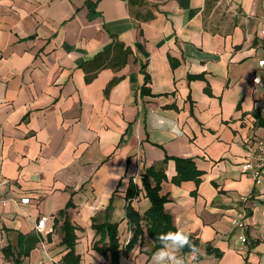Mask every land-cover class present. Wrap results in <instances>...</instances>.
Here are the masks:
<instances>
[{"label":"crops","instance_id":"0c3cea01","mask_svg":"<svg viewBox=\"0 0 264 264\" xmlns=\"http://www.w3.org/2000/svg\"><path fill=\"white\" fill-rule=\"evenodd\" d=\"M263 15V0H0V178L30 199L0 207V227L26 234L47 216L58 244L55 221L71 200L78 249L112 197L124 246L128 183L143 215L142 175L168 157L165 211L200 246L176 253L183 264H264V180L241 170L264 136ZM150 110L181 135L151 127ZM171 158L190 159L199 183H173ZM245 197L240 230L232 220ZM151 245L145 234L121 264H152ZM40 254L37 264L57 263Z\"/></svg>","mask_w":264,"mask_h":264},{"label":"trees","instance_id":"16d2710c","mask_svg":"<svg viewBox=\"0 0 264 264\" xmlns=\"http://www.w3.org/2000/svg\"><path fill=\"white\" fill-rule=\"evenodd\" d=\"M142 93V91H141ZM170 158L165 157L159 164L153 165L145 169L141 184L145 191V196L148 199L150 206L143 215L138 214L132 206L131 202L139 195L141 189L129 181L126 195H125V218L127 219L128 228L131 231V237L126 245L121 246L118 237V223L110 221V212L112 210L113 198H110L109 205L103 211L102 216L97 214L91 218L92 230L95 232V236L98 237V241L102 244L100 247L94 243L92 250L95 255L99 256L103 261H107L108 264H121L120 259L122 257H128V255L135 249V247L142 242L145 234L149 237L152 245L148 251V257H151L153 253L161 246L157 236L161 233L168 231H176L173 226L172 217L166 213L164 204L168 201L167 196L160 194L161 183L165 180L164 168L167 161ZM175 162L176 176L172 179L173 183L179 184L182 181L192 180L196 184L199 183V176L201 173L195 168L193 162L190 159L183 158H171ZM73 206L71 200L67 202L65 207L58 212L55 224L61 219L62 223L59 227L60 239L57 244L62 248L60 258L57 260L58 264H81L82 257L77 252V235L76 228L71 224L68 216L67 209ZM145 222V230L143 229V223ZM1 232L4 233L6 244L0 246V256L8 264H23L31 252L36 246L44 239V237L36 231L23 234L19 231L0 227ZM52 230L47 234L46 238L50 241V234ZM15 234V235H13ZM191 245L199 249V241L189 235ZM182 255L187 253H193L189 247H185L180 250ZM206 254H214L216 257H220L221 254L218 250L205 247ZM56 263V264H57ZM245 264L247 261L245 260Z\"/></svg>","mask_w":264,"mask_h":264},{"label":"built area","instance_id":"2783aa9c","mask_svg":"<svg viewBox=\"0 0 264 264\" xmlns=\"http://www.w3.org/2000/svg\"><path fill=\"white\" fill-rule=\"evenodd\" d=\"M262 24L263 27L260 30L259 35L262 39H264V15L262 17ZM257 65L260 68H264V59L259 60L257 62ZM261 82L262 79L258 77L254 78L255 84H262ZM262 120L264 122V109L262 112ZM241 170L251 177L255 186H258L264 180V136L256 140L255 145L250 153V156L248 160L242 164ZM246 200V197L240 200V207L238 209L237 216L232 220V225L239 228L240 230H244L245 228L247 212L244 203ZM29 203L30 199L27 196L16 194L11 189L10 182L4 178H0V207L5 208L8 204H11L19 208L20 206L29 205ZM47 221V216H41L37 220L36 225L34 227V230L37 233L41 234L43 237L48 234V231H46ZM239 238L242 243L246 242V237L244 234L240 235Z\"/></svg>","mask_w":264,"mask_h":264},{"label":"clouds","instance_id":"9594fccd","mask_svg":"<svg viewBox=\"0 0 264 264\" xmlns=\"http://www.w3.org/2000/svg\"><path fill=\"white\" fill-rule=\"evenodd\" d=\"M149 125L157 130H167L176 135H181L178 124L161 115L156 111L148 113ZM160 247L153 253L152 264H183V260L177 257L176 253L185 247H189L193 253L197 251L191 245L189 235L177 228L176 231H168L157 236Z\"/></svg>","mask_w":264,"mask_h":264},{"label":"rangeland","instance_id":"374dc122","mask_svg":"<svg viewBox=\"0 0 264 264\" xmlns=\"http://www.w3.org/2000/svg\"><path fill=\"white\" fill-rule=\"evenodd\" d=\"M55 235H57L54 232ZM15 235V234H13ZM60 235H58L59 238H57V236L55 237V240L58 242L60 239ZM47 236V235H46ZM87 236H85V234L80 233L79 234V245H78V253L80 254V256L82 257L81 259V264H108L107 261H103V259H100L99 256L95 255V253H93L94 251L92 250L94 243H96V246H101L102 244L98 241V237L95 238H91L88 243L87 246L84 245L85 240ZM46 243V246L44 248H42V245H37L36 248L34 250L38 251V254H36V256H34V254H30V256L24 260L23 264H37V262H39V259L41 258V254L40 252L43 251V249H45L47 254H50V256H54V258H56L55 260H58L60 258V254L63 251L62 249H58V245H56L57 243H51L50 241H44ZM6 244V240L4 238V233L1 232L0 230V246H4ZM40 256V258H39ZM40 261H42V259H40ZM0 264H8L4 259H2V257L0 256ZM58 264V263H57Z\"/></svg>","mask_w":264,"mask_h":264}]
</instances>
